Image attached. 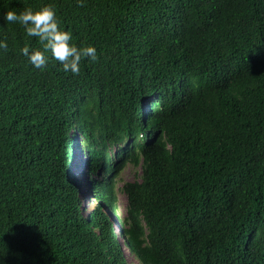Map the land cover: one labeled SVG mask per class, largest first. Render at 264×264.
I'll return each mask as SVG.
<instances>
[{
  "label": "trees",
  "instance_id": "trees-1",
  "mask_svg": "<svg viewBox=\"0 0 264 264\" xmlns=\"http://www.w3.org/2000/svg\"><path fill=\"white\" fill-rule=\"evenodd\" d=\"M45 6L76 74L3 18ZM0 41V264H264V0H0Z\"/></svg>",
  "mask_w": 264,
  "mask_h": 264
},
{
  "label": "clouds",
  "instance_id": "clouds-1",
  "mask_svg": "<svg viewBox=\"0 0 264 264\" xmlns=\"http://www.w3.org/2000/svg\"><path fill=\"white\" fill-rule=\"evenodd\" d=\"M77 2L82 3V0H77ZM3 18L7 22H18L21 24L28 36L39 37L41 41H46L44 48L49 49L52 56L57 61L61 62L65 72L70 71L73 74L78 73L82 57H87L91 60L96 59V48L94 46L89 45L78 48L75 44L70 43L72 40V34L66 30H61L58 27L55 11L51 7L45 6L37 11L26 9L20 13L10 9L4 13ZM4 47H6V44L3 41H0V48ZM21 52L28 57L30 63L34 67L43 68L46 65L47 57L42 51L36 49L30 51L28 47H25L21 49ZM75 131L76 134L73 136L74 140L72 141L73 147L68 148L69 154L67 155V163L69 164L71 176L80 184L82 189L88 193L91 174L88 164L89 156L86 149L81 146L79 132L77 130ZM76 136H78L79 139H77ZM115 149L116 148H113V151ZM112 152L110 153V156L113 154ZM98 178H103L101 173L98 174ZM87 199H93L94 201L95 198L91 196L89 198L87 197L85 200ZM83 207L84 204H82V208ZM83 210L85 212L84 208ZM118 217L117 220L115 219L116 228L114 222V229L117 232L119 228L122 227V223L120 222L121 219ZM119 239H122L124 242L121 235H119ZM124 247L127 248L125 244ZM124 247L121 246V248Z\"/></svg>",
  "mask_w": 264,
  "mask_h": 264
},
{
  "label": "rangeland",
  "instance_id": "rangeland-1",
  "mask_svg": "<svg viewBox=\"0 0 264 264\" xmlns=\"http://www.w3.org/2000/svg\"><path fill=\"white\" fill-rule=\"evenodd\" d=\"M78 135V134H77ZM77 139H79L78 136H76ZM140 168L135 167L129 163H126L123 169L119 172V174L116 177V203H117V217L120 215H123L125 213L126 208V196L121 190V186L125 181H131L139 177ZM84 209L85 213H88L94 205L93 199H87L85 200ZM120 214V215H119ZM119 218V217H118ZM117 220V218H116ZM116 222H115V228H116ZM120 246L124 247V242L122 239H119ZM122 250L125 252L127 262L128 264H139L137 258L127 250V248H122Z\"/></svg>",
  "mask_w": 264,
  "mask_h": 264
}]
</instances>
